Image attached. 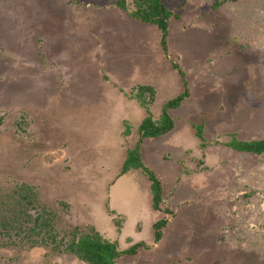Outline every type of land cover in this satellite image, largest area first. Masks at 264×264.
<instances>
[{"label": "rangeland", "instance_id": "rangeland-1", "mask_svg": "<svg viewBox=\"0 0 264 264\" xmlns=\"http://www.w3.org/2000/svg\"><path fill=\"white\" fill-rule=\"evenodd\" d=\"M116 1L0 0V216L20 212L25 183L57 240L92 226L118 250L141 244L117 264H264V154L226 145L264 139V0H163L166 50L127 14L134 0ZM173 65L188 95L169 132L140 142L161 183L154 210L145 174L119 172L141 120L183 90ZM140 86L153 89L147 112ZM0 264L87 263L17 243Z\"/></svg>", "mask_w": 264, "mask_h": 264}, {"label": "trees", "instance_id": "trees-1", "mask_svg": "<svg viewBox=\"0 0 264 264\" xmlns=\"http://www.w3.org/2000/svg\"><path fill=\"white\" fill-rule=\"evenodd\" d=\"M134 9L127 12L123 0L116 1V6L126 11L129 17L142 23L155 25L160 31V43L166 50V37L168 33V21L174 16L165 6L163 0H134ZM181 76L183 90L175 97L167 100L161 107V114L158 119H153L148 113L139 123V138L132 149H128L119 175L126 173L130 169H140L149 181L151 194V207L154 210L160 209L161 183L150 169L144 166L140 157V142L144 138H156L169 132L173 128V119L169 115V110L179 107L187 97V83L183 72L177 65H173ZM141 106L148 111V102L153 96V89L149 86L137 87L135 94ZM195 136L204 146L202 125L195 128ZM226 145L234 151L246 152L251 154H264V139L241 140L232 136ZM13 195L19 210L13 215L0 216V247L26 243L29 247L37 245L51 246L54 251H62L73 254L75 257L87 264H117L116 259L121 255H133L141 244L118 250L117 243L108 241L101 237L92 226L81 231L74 227L68 232L67 238L56 239L59 235L56 230L55 215L37 203L36 192L27 184L21 183L15 186ZM32 211V212H30ZM165 224L164 219L155 222V239L161 237V227ZM21 242V243H20Z\"/></svg>", "mask_w": 264, "mask_h": 264}]
</instances>
